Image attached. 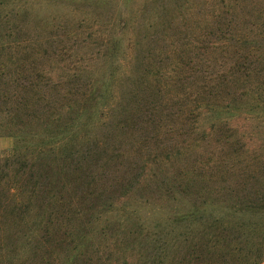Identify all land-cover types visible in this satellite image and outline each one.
I'll use <instances>...</instances> for the list:
<instances>
[{
	"label": "trees",
	"instance_id": "obj_1",
	"mask_svg": "<svg viewBox=\"0 0 264 264\" xmlns=\"http://www.w3.org/2000/svg\"><path fill=\"white\" fill-rule=\"evenodd\" d=\"M6 135L0 264H264V0H0Z\"/></svg>",
	"mask_w": 264,
	"mask_h": 264
},
{
	"label": "rangeland",
	"instance_id": "obj_2",
	"mask_svg": "<svg viewBox=\"0 0 264 264\" xmlns=\"http://www.w3.org/2000/svg\"><path fill=\"white\" fill-rule=\"evenodd\" d=\"M13 144H14V138L12 136H8V135L2 136L0 138V150H1V152L6 154L12 148ZM141 191L142 190L136 189L132 193V194L135 195L136 199H130L128 202L130 204H132L131 205L132 207H136V206H140L141 205V209L145 210V209H147L150 206L151 199L148 198V203L147 202H143V201H142L143 203L142 202L138 203V201H135V200H138L137 197L140 198V192ZM151 198H152V203H155V204H158V205L164 202V200L161 198V195L154 194L153 197H151ZM140 199L143 200L142 198H140Z\"/></svg>",
	"mask_w": 264,
	"mask_h": 264
}]
</instances>
